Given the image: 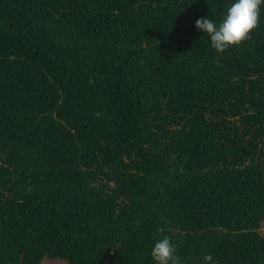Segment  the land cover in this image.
I'll return each mask as SVG.
<instances>
[{"label": "trees", "instance_id": "16d2710c", "mask_svg": "<svg viewBox=\"0 0 264 264\" xmlns=\"http://www.w3.org/2000/svg\"><path fill=\"white\" fill-rule=\"evenodd\" d=\"M0 0V264H264V4Z\"/></svg>", "mask_w": 264, "mask_h": 264}, {"label": "clouds", "instance_id": "9594fccd", "mask_svg": "<svg viewBox=\"0 0 264 264\" xmlns=\"http://www.w3.org/2000/svg\"><path fill=\"white\" fill-rule=\"evenodd\" d=\"M262 4L264 0H234L219 22L201 17L195 21V26L210 37L211 47L217 53H223L251 39V32L259 27ZM176 250L172 240L164 236L155 242L151 257L156 264H181ZM203 259L205 264L213 260L211 255H205Z\"/></svg>", "mask_w": 264, "mask_h": 264}]
</instances>
